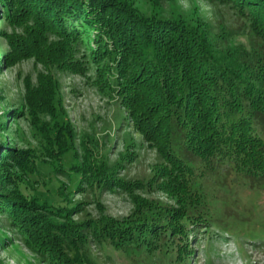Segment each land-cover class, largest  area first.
<instances>
[{
    "label": "trees",
    "instance_id": "1",
    "mask_svg": "<svg viewBox=\"0 0 264 264\" xmlns=\"http://www.w3.org/2000/svg\"><path fill=\"white\" fill-rule=\"evenodd\" d=\"M149 1L159 6L176 0ZM205 1L232 6L260 45L232 42L230 56H224L213 34L193 25L194 18L179 12L173 19L150 17L136 0H0V16L26 33L24 39L2 34L10 49L0 50V63L9 65L26 55L48 68L49 74L39 75L43 86L28 87L25 101L31 121L60 150V160L75 156L69 151L77 134L61 105L51 67L81 72L85 66L75 54L82 45L90 49L88 62L95 66L99 89L114 95L132 126L161 156L163 163L152 179L160 176V189L175 200H135L132 213L122 219L102 214L74 221L72 212L78 207L68 193L88 188L99 197L103 190L120 186L132 195L138 181L116 177L114 167L93 159L89 147H82L80 163L67 167L35 153L21 163L23 173L65 172L68 180L62 184L68 193L59 186L49 198L39 199L23 194L21 185L27 181L14 171L20 154L5 147L0 156V221L45 264H93L91 241L122 252L163 250L187 264L185 242L210 216L199 208V193L192 187L194 162L212 170L227 165L252 183H264V0ZM50 35L58 39L50 40ZM3 123L0 117V127ZM8 159L16 163L9 165ZM6 240L0 234L2 246Z\"/></svg>",
    "mask_w": 264,
    "mask_h": 264
},
{
    "label": "rangeland",
    "instance_id": "2",
    "mask_svg": "<svg viewBox=\"0 0 264 264\" xmlns=\"http://www.w3.org/2000/svg\"><path fill=\"white\" fill-rule=\"evenodd\" d=\"M136 4L150 17L173 19L179 12L186 19L194 18L193 25L207 28L227 57L230 56L229 45L232 42L247 43L254 48L260 45L248 30L245 18L230 5L205 0H176L174 3L162 2L159 6H154L149 0H136ZM197 16H200L199 20L195 21ZM0 19V50L7 52L10 46L2 34L5 32L24 39L26 33L22 28L8 24L2 16ZM49 37L50 40L58 39L56 35ZM227 48L229 53L225 52ZM89 55L90 49L76 46V59L85 66L81 72L73 68L51 67L52 76L60 85L61 105L77 134L74 150L69 151L71 154L75 152V156L64 160H60V150L53 148V142L44 137L37 122L31 121L26 107L27 88L41 86L39 75L49 74L48 68L35 56L26 55L19 56L9 65L0 63V117L4 120L3 127H0V156L5 154V147H11L20 154V163L14 171L27 181L21 185V190L24 195H35L39 199L49 198L68 180L65 172L41 170L37 174L23 173L21 163L27 156L34 158L32 154L35 153L44 161L67 167L71 163H80L82 147H89L93 159L114 167L116 177L133 184L138 181L133 185L132 195L120 186L113 187L114 190H103L99 197L91 194L88 188L68 193L62 186L61 190L68 193L73 203H77L78 210L72 212L74 221L99 219L102 214L122 219L132 213L135 200L175 204V200L160 189L161 177L152 179L163 163L161 156L132 126L114 95L99 89L95 66L88 62ZM1 60L3 58L0 57ZM40 114L42 120H48L45 112ZM7 162L9 165L16 163L10 159ZM193 167L191 183L199 193V208L210 216L191 231L189 235L192 237L185 242L190 251L186 257L187 264H264V183H252L227 165L212 170L203 162L196 161ZM145 181L146 184L139 185ZM0 225V234L7 235L3 246L0 244V264H45L20 236L10 231L7 223L0 221ZM88 254L93 264H185V260H176L173 254L163 250L153 254L122 252L100 246L95 241L89 243Z\"/></svg>",
    "mask_w": 264,
    "mask_h": 264
}]
</instances>
